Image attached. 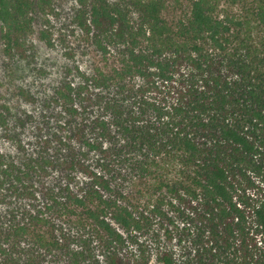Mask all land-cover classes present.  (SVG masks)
I'll return each mask as SVG.
<instances>
[{
	"label": "trees",
	"instance_id": "16d2710c",
	"mask_svg": "<svg viewBox=\"0 0 264 264\" xmlns=\"http://www.w3.org/2000/svg\"><path fill=\"white\" fill-rule=\"evenodd\" d=\"M49 2L0 0L7 54L26 55ZM79 3L112 64L55 91L68 120L45 140L51 154L0 150V264H177L170 245L150 257L132 244L153 230L170 244L187 218L206 238L181 264H264V191L243 186L247 170L264 184V0H190L172 21L162 0L134 1L137 20L117 2ZM53 170L59 182L41 179Z\"/></svg>",
	"mask_w": 264,
	"mask_h": 264
},
{
	"label": "rangeland",
	"instance_id": "374dc122",
	"mask_svg": "<svg viewBox=\"0 0 264 264\" xmlns=\"http://www.w3.org/2000/svg\"><path fill=\"white\" fill-rule=\"evenodd\" d=\"M109 1L126 5L132 18L138 19L133 12L136 0ZM162 1L163 15L168 20L185 18L189 13L190 0ZM225 6L221 0L220 7ZM80 8L87 9L79 0H50L44 13L33 16L32 28L25 36V56L7 54L0 40V150L20 159L51 154V149L45 148V140L51 139L52 132L63 124L62 121L68 120L62 104L55 102V91L68 82L84 83L98 69L112 64L111 50L103 53L94 43L92 32L80 26L77 19ZM43 32L50 44L42 38ZM12 138L17 139L21 148L16 147ZM60 176V171L53 170L41 179L52 184L59 182ZM262 176L247 170L243 186L249 195L254 197L263 193ZM249 181H253L252 186H248ZM141 186L146 188L148 185L142 182ZM180 227H184V232L175 231L170 244L159 236L160 230H153L137 232L132 245L144 249L149 256L154 255L159 246L170 245L182 261H187L188 257L203 250L206 228L200 221L194 222L190 218L182 220ZM180 259L177 264H181Z\"/></svg>",
	"mask_w": 264,
	"mask_h": 264
}]
</instances>
